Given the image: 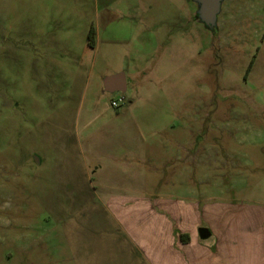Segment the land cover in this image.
<instances>
[{
    "label": "rangeland",
    "instance_id": "374dc122",
    "mask_svg": "<svg viewBox=\"0 0 264 264\" xmlns=\"http://www.w3.org/2000/svg\"><path fill=\"white\" fill-rule=\"evenodd\" d=\"M198 7L0 0V264H57L61 237L74 241L59 230L101 223L103 186L116 180L264 199V145L250 137L264 129V0H223L213 28ZM119 72L126 100L113 107L119 91L103 80ZM125 108L140 115L143 152L111 167Z\"/></svg>",
    "mask_w": 264,
    "mask_h": 264
},
{
    "label": "crops",
    "instance_id": "0c3cea01",
    "mask_svg": "<svg viewBox=\"0 0 264 264\" xmlns=\"http://www.w3.org/2000/svg\"><path fill=\"white\" fill-rule=\"evenodd\" d=\"M97 41L95 32L94 48ZM130 111L117 114L129 126L116 131L123 139L113 147L111 167L140 164V115ZM250 132L253 143L264 145V129L254 126ZM116 181L103 184L101 223L59 230V238L63 233L74 241L61 237L57 264H264V199L206 196L188 189L180 195L159 188L151 193ZM201 227L209 232L206 238L199 235Z\"/></svg>",
    "mask_w": 264,
    "mask_h": 264
},
{
    "label": "water",
    "instance_id": "95a60500",
    "mask_svg": "<svg viewBox=\"0 0 264 264\" xmlns=\"http://www.w3.org/2000/svg\"><path fill=\"white\" fill-rule=\"evenodd\" d=\"M198 3V17L209 28H213L216 25L217 15L220 12L221 3L223 0H194ZM103 86L106 91H119L124 92L126 90L124 73L119 72L111 75H107L103 80ZM199 235L201 238H206L209 232L206 228L201 227L199 229Z\"/></svg>",
    "mask_w": 264,
    "mask_h": 264
},
{
    "label": "built area",
    "instance_id": "2783aa9c",
    "mask_svg": "<svg viewBox=\"0 0 264 264\" xmlns=\"http://www.w3.org/2000/svg\"><path fill=\"white\" fill-rule=\"evenodd\" d=\"M126 100V97L123 92H119V94L113 98L110 102L111 106L118 107L120 106L124 101Z\"/></svg>",
    "mask_w": 264,
    "mask_h": 264
},
{
    "label": "trees",
    "instance_id": "16d2710c",
    "mask_svg": "<svg viewBox=\"0 0 264 264\" xmlns=\"http://www.w3.org/2000/svg\"><path fill=\"white\" fill-rule=\"evenodd\" d=\"M94 43H95V31H94V27L91 26L87 33V45L89 47H93Z\"/></svg>",
    "mask_w": 264,
    "mask_h": 264
}]
</instances>
